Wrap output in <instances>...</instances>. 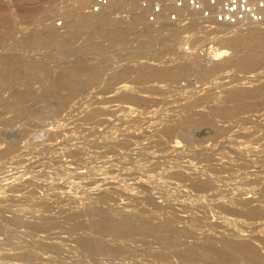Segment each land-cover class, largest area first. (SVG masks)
Returning a JSON list of instances; mask_svg holds the SVG:
<instances>
[{
    "label": "rangeland",
    "instance_id": "1",
    "mask_svg": "<svg viewBox=\"0 0 264 264\" xmlns=\"http://www.w3.org/2000/svg\"><path fill=\"white\" fill-rule=\"evenodd\" d=\"M135 2L134 10L124 5L107 13L111 24L121 28L140 15L136 29L114 43L92 30L96 49L86 40L91 29L66 16L75 0H0V264H264V139H256L258 126L252 120L264 109V24L250 30L248 24L226 28L189 8L179 14L166 6L162 14V6L152 13L161 0ZM32 36L44 48H31ZM237 36L239 44H228ZM224 49L227 54H219ZM126 66L129 79L118 81ZM156 69L168 78L130 83L138 73ZM62 75L71 77L72 84L53 88ZM145 86L151 91L142 92ZM127 94L137 99L116 100ZM167 127L174 131L166 133ZM89 205L117 218L140 212L151 234L144 235L145 225L138 220L126 245H111L109 237L100 240ZM169 220L184 230L179 237ZM77 223L81 230L73 229ZM37 224L45 230L37 231ZM205 234L214 240L243 237L255 248L254 258L251 253L223 258L218 242L214 248L219 253L193 261L174 255L182 247L204 243ZM170 237L174 244L163 249L162 240ZM86 239L122 246L128 257L119 261L112 252L83 254L77 244Z\"/></svg>",
    "mask_w": 264,
    "mask_h": 264
},
{
    "label": "bare ground",
    "instance_id": "2",
    "mask_svg": "<svg viewBox=\"0 0 264 264\" xmlns=\"http://www.w3.org/2000/svg\"><path fill=\"white\" fill-rule=\"evenodd\" d=\"M72 4V3H71ZM75 5H73L71 8H69V9H67L66 10V16L71 20V22L72 23H74V24H76V25H78V26H81V27H84L83 29H85V28H90L91 30H90V32H89V34H88V36H87V41H89L91 44H94L93 46H94V48H96V49H98V46H99V44H97V43H95L94 41H93V39H94V37H93V34H92V30H100V32H101V36L100 37H102V38H105V39H107V40H109L111 43H114V42H117V41H123V40H126L125 38H126V35L127 34H129V32H131L132 30H135L136 29V27H137V25L139 24V22L138 21H140V19H141V17H140V15H133L134 16V18L126 25V26H122V28L121 27H119L117 24H111V22H110V19H109V17H108V15H110V14H108L107 13V10L109 11L110 9L112 10L113 8L115 9V8H117V7H120V6H128L131 10H134L137 6H136V2H135V0H108V3L105 5V6H101L99 9H98V11H94L93 10V6L95 5L94 4V2L92 1V0H88V1H86V2H83V1H80V0H76L75 1V3H74ZM88 8V10L86 11V12H84V11H82L84 8ZM166 6H164L163 8H162V14L164 13V11L165 10H167V8L168 7H171V8H173L176 12H178L179 14H180V11H181V9L180 8H177V9H175V7L174 6H167V8H165ZM123 8H125V7H122L121 8V12L123 11L122 9ZM138 8H139V5H138ZM185 8H187L188 9V7L186 6V5H184V9ZM86 10V9H85ZM110 10V11H111ZM183 10V9H182ZM65 11V10H64ZM113 11V10H112ZM111 11V12H112ZM120 11V10H119ZM142 11V10H141ZM184 11V10H183ZM29 12H31L30 10H29ZM127 12V11H126ZM140 12V11H139ZM119 13V12H118ZM123 13V12H122ZM142 13V12H141ZM184 14H185V12H183ZM182 13V14H183ZM188 13V12H187ZM191 13V12H190ZM120 14V13H119ZM144 14V13H143ZM162 14H160V15H158V16H161ZM181 14V15H182ZM183 14V15H184ZM196 14V13H195ZM131 15V14H130ZM180 15V16H181ZM186 15V14H185ZM192 15V14H191ZM115 16V15H114ZM113 16V17H114ZM118 16V15H117ZM179 16V15H178ZM130 17V16H129ZM128 17V18H129ZM183 17V16H182ZM5 18V17H4ZM124 19H126V18H124ZM2 20V19H1ZM122 20V19H121ZM127 20V19H126ZM125 20V21H126ZM126 22H128V21H126ZM195 22V21H194ZM190 23V24H192V25H194V24H198V23ZM116 23V22H115ZM117 23H119L120 25H121V22L119 21V22H117ZM125 23V22H124ZM141 23V22H140ZM241 23H236L235 25H233V27H235V26H237V25H240ZM244 24H248V26L249 27H247V28H249V30L251 29V28H253V27H255V26H257V25H262V24H264V20L263 21H258V22H251V21H245V23ZM254 24V25H253ZM166 25V24H165ZM226 26H228L227 24H225ZM245 25V26H246ZM253 27H252V26ZM46 26H48V25H46ZM71 26V25H70ZM73 26V25H72ZM251 26V27H250ZM264 26V25H263ZM194 27V26H193ZM229 27H232V26H228V27H226V28H229ZM239 27V26H238ZM259 27V26H258ZM261 27V26H260ZM21 28V27H20ZM44 28V27H43ZM67 28V27H66ZM51 29V28H50ZM50 29H48V38H47V40H53L54 39V34H53V31H51ZM69 29V28H68ZM236 29V28H235ZM260 29V28H259ZM263 29V28H262ZM2 30V29H1ZM32 30V29H31ZM88 30V29H87ZM248 30V31H249ZM32 31H34V30H32ZM36 31V30H35ZM70 31H72V30H70ZM79 31H83V30H79ZM78 31V32H79ZM89 31V30H88ZM68 32V31H67ZM100 32H98V33H100ZM241 32V31H240ZM251 32V31H250ZM36 33V32H35ZM57 33V32H56ZM55 33V34H56ZM94 33V32H93ZM176 33V32H175ZM237 33H239V32H237ZM256 33H257V31H256ZM31 34V33H30ZM37 34V33H36ZM72 34H74V33H72ZM234 34V33H233ZM242 34H244V33H242ZM264 34V33H263ZM32 35V34H31ZM45 35V34H44ZM57 35V34H56ZM87 35V34H86ZM95 35V34H94ZM98 35V34H97ZM230 35V34H229ZM255 35H260V34H255ZM262 35V34H261ZM260 35V36H261ZM40 36V35H39ZM38 36V37H39ZM72 36V35H71ZM76 36L77 35H74L73 36V38L75 37L76 38ZM96 36V35H95ZM99 36V35H98ZM172 36V35H171ZM253 36V35H252ZM263 36V35H262ZM33 37V36H32ZM56 37V36H55ZM77 37H79V36H77ZM238 37V36H237ZM257 37V36H256ZM58 38V37H57ZM66 38V37H65ZM175 38V37H174ZM230 38V37H229ZM262 38V37H261ZM25 39V38H24ZM23 38H22V40H24ZM66 39H68V38H66ZM70 39H72V38H70ZM42 40V39H41ZM61 40V39H60ZM95 40V39H94ZM26 41V40H25ZM24 41V42H25ZM45 41V40H44ZM56 41V40H55ZM71 41V40H70ZM242 41V39H239V37L238 38H233V39H231L230 41H229V43L228 44H232V45H237V44H239L240 42ZM244 41V40H243ZM246 41V40H245ZM28 42H29V46L31 47V48H36V47H38V48H40L41 46H42V43H40L39 41H38V39H37V37H33V38H31V39H29L28 40ZM57 42H58V40H57ZM59 42H62V41H59ZM64 42V41H63ZM62 42V43H63ZM66 42V41H65ZM46 44V43H45ZM57 44V43H56ZM72 44V43H71ZM65 45V44H64ZM63 45V46H64ZM66 45H67V43H66ZM262 45V44H261ZM69 46V45H68ZM229 46V45H228ZM43 47V46H42ZM73 47V46H72ZM10 48V47H9ZM44 48V47H43ZM65 48H67L66 46H65ZM93 48V49H94ZM70 49V48H69ZM100 49V48H99ZM64 51V50H63ZM227 54V50H221L220 52H219V54ZM229 53V52H228ZM246 53V52H245ZM64 54V53H63ZM216 55V54H215ZM248 56V55H247ZM129 58V57H128ZM127 58V59H128ZM126 59V60H127ZM179 59V58H178ZM132 60H133V58H132ZM179 60H181V59H179ZM186 60V59H185ZM135 61V60H134ZM136 62V61H135ZM134 62V63H135ZM180 62V61H179ZM129 63V62H128ZM127 63V64H128ZM139 63V62H138ZM178 63V62H177ZM185 63V62H184ZM186 63H188V60H187V62ZM170 64V63H169ZM175 64H176V62H175ZM175 64H174V66H175ZM126 65V64H125ZM135 65V64H134ZM124 66V65H123ZM128 66H129V64H128ZM132 66V65H131ZM136 66V65H135ZM146 66V65H145ZM169 66H172V65H169ZM127 67V66H126ZM122 68V70L120 71V73H119V75H118V77H117V80L119 81H122V80H127V79H129V73L131 72V70L127 67V68ZM168 67V66H167ZM79 68H81V67H79ZM137 68H139V66L137 65ZM136 68V69H137ZM77 69H78V67H77ZM119 69H120V67H119ZM135 69V68H134ZM141 69H143V67H141ZM140 69V70H141ZM145 69V68H144ZM151 70H152V67L150 68ZM185 69V68H184ZM80 71H81V69H79ZM78 70V71H79ZM117 70V69H116ZM115 70V71H116ZM139 70V69H138ZM151 70H149V71H151ZM173 70V69H172ZM79 71V72H80ZM148 71V70H147ZM181 71V70H180ZM87 72V71H86ZM113 72V71H112ZM111 72V73H112ZM169 72V71H168ZM171 72V71H170ZM183 72V71H182ZM71 73V72H70ZM117 73V72H116ZM135 73H137V72H135ZM176 73V72H175ZM66 74V73H65ZM78 74V73H77ZM131 74V73H130ZM133 74V73H132ZM167 72L166 71H164L163 69H156V70H153V71H151V72H146V73H144V72H141V73H138L133 79H131L130 80V83H132V80L134 81V82H144V81H147V80H151V79H153V78H163V77H166L167 76ZM69 75V74H68ZM88 75V74H87ZM99 75V74H98ZM175 75V74H174ZM207 75V74H206ZM56 76H58V75H56ZM90 76H91V74H90ZM95 76H97V75H95ZM113 76H115V75H113ZM94 77V76H93ZM57 78V77H56ZM90 78V77H89ZM98 78V77H97ZM110 78V77H109ZM111 78H112V76H111ZM110 78V79H111ZM166 78H168V77H166ZM173 78V77H172ZM114 79V78H113ZM170 79V78H169ZM90 80H91V78H90ZM165 80V79H164ZM172 80H174V78L172 79ZM72 80H71V77H69V76H67V75H62V76H60L59 78H57L54 82H52V85L51 86H53V88H55V87H59V86H61L62 85V83H63V85H71L72 84V82H71ZM94 81V80H93ZM107 81V80H106ZM109 81V80H108ZM112 81V80H111ZM118 81H115V84H117L118 83ZM161 81V80H160ZM174 81H176V80H174ZM113 82V81H112ZM117 82V83H116ZM128 82V81H127ZM159 82V81H158ZM86 83V82H85ZM84 83V84H85ZM91 83V82H90ZM110 83V82H109ZM135 83V84H136ZM137 83V84H138ZM153 83V82H152ZM127 83L125 82V84L123 83V86H127V87H129L130 85H126ZM156 84V83H155ZM80 85V84H79ZM89 85V84H88ZM132 85V84H131ZM150 85V84H149ZM154 85V84H153ZM157 85V84H156ZM108 86H110V85H108ZM114 86V85H113ZM118 86H119V84H118ZM117 86V87H118ZM138 86V85H137ZM110 87H112V86H110ZM110 87L109 88H106L107 90L108 89H110ZM117 87H115V89L117 88ZM122 87V86H121ZM120 87V88H121ZM145 87H147V86H145ZM156 87V86H155ZM154 87V88H155ZM119 88V89H120ZM126 87H124V89H125ZM130 89L132 88V87H129ZM140 88V87H139ZM149 86L147 87V88H141L140 90L142 91V92H149V91H151V89L152 88H149ZM67 89H68V87H67ZM70 89V88H69ZM74 89V88H73ZM111 90V89H110ZM133 90H135V89H133ZM139 90V89H138ZM117 91H121V90H116V93H117ZM123 91V90H122ZM128 91H129V89H128ZM141 91H139L140 93H141ZM75 92V91H74ZM126 92V91H125ZM244 92H246V91H244ZM71 93V92H70ZM129 93V92H128ZM140 93H138V94H140ZM14 94H16V93H14ZM21 94H22V92H21ZM69 94V93H68ZM18 95V94H17ZM118 95H120V94H118ZM244 95V94H243ZM22 96V95H21ZM20 96V97H21ZM69 96V95H68ZM227 96H228V94H227ZM230 96V95H229ZM19 97V96H18ZM142 97V96H141ZM234 97H237V96H234V93H233V95H232V98H234ZM238 97H239V95H238ZM69 98V97H68ZM139 98V97H138ZM228 98V97H227ZM232 98H230V99H232ZM67 99V98H66ZM137 98L135 97V96H132V95H122V96H119V97H117L116 98V100H118V101H121V102H125V101H132V100H136ZM68 100V99H67ZM200 100V99H199ZM240 100V99H239ZM141 101V100H140ZM235 101V100H234ZM236 101H237V99H236ZM62 102V100L60 101V103ZM198 102V101H197ZM215 102V101H214ZM136 103V102H135ZM222 103V102H221ZM67 104V103H66ZM224 104V103H223ZM226 104H228V103H226ZM230 104V103H229ZM63 105H64V103H63ZM126 105V104H125ZM139 105V104H138ZM143 105V104H142ZM211 105V104H210ZM218 105V104H217ZM220 105V104H219ZM146 106V105H145ZM199 106H200V104H199ZM228 106V105H227ZM231 106V105H230ZM129 108V107H128ZM130 109V108H129ZM230 109V108H229ZM95 111V110H94ZM225 111V110H224ZM91 112V111H90ZM218 112V111H217ZM93 113V112H92ZM95 114V113H94ZM172 121V120H171ZM171 121H169V122H171ZM168 122V123H169ZM160 124V123H159ZM165 124V123H164ZM174 124V123H173ZM169 125H171V124H169ZM177 127V126H176ZM163 128H164V126H163ZM174 128L173 127H167V128H165V131H166V133H170V132H172V131H174L173 130ZM178 130H176L175 132H177ZM20 133V132H19ZM23 133V132H22ZM156 133V132H155ZM18 135V134H17ZM20 135V134H19ZM128 135V134H127ZM174 135V134H173ZM178 135V134H177ZM13 137H14V135H13ZM160 137V136H159ZM109 138V137H108ZM165 138V137H164ZM168 138V137H167ZM9 140H10V138H8ZM7 139V140H8ZM111 139V138H110ZM124 139V138H123ZM157 139H158V137H157ZM160 139H161V137H160ZM170 139H172V138H170ZM6 140V141H7ZM162 140V139H161ZM164 140H166V139H164ZM163 140V142L165 143V141ZM112 141V140H111ZM116 141V140H115ZM141 141V140H140ZM108 142H110V141H108ZM167 142V141H166ZM9 143V142H8ZM14 140L12 139L11 141H10V143H9V147H8V149H13L14 148ZM111 145V144H110ZM167 145V144H166ZM17 146V145H16ZM153 146V145H152ZM160 147V146H159ZM83 148V147H82ZM121 148V147H120ZM155 150V149H154ZM158 150V149H157ZM69 151V150H68ZM75 151V150H74ZM84 151V150H83ZM165 151V150H164ZM76 152H78V151H76ZM82 152V151H81ZM159 152H161V151H159ZM73 153V152H72ZM78 154V153H77ZM82 155V154H81ZM74 156V155H73ZM78 156H80V155H78ZM74 157H76V156H74ZM242 157H244V156H242ZM245 159V158H244ZM243 159V160H244ZM211 160V159H210ZM246 160V159H245ZM244 160V161H245ZM244 161H241L242 163H244ZM240 162V161H239ZM214 163V162H213ZM246 163V162H245ZM206 164V163H205ZM211 164V163H210ZM240 164V163H239ZM209 165V164H208ZM208 165H207V167H208ZM233 165V164H232ZM238 165V164H237ZM246 165H247V163H246ZM211 166V165H210ZM230 166H231V164H230ZM206 167V168H207ZM217 167V166H216ZM223 167H225V165H223ZM227 167V166H226ZM239 167V166H238ZM221 168V167H220ZM220 168L218 169V170H220ZM232 168H234V167H232ZM237 170V169H236ZM178 175L179 174H175V176H177L178 177ZM193 180V179H192ZM211 180V179H210ZM195 182V181H194ZM212 182V181H211ZM213 184V183H212ZM196 187V186H195ZM57 188V187H56ZM32 189H34V188H32ZM192 189H194V188H192ZM30 190V189H29ZM29 190H28V193L27 194H29ZM35 190V189H34ZM39 190V189H38ZM33 191V190H32ZM35 191H37V190H35ZM34 191V192H35ZM33 193V192H32ZM126 193V192H125ZM37 194V193H36ZM55 194V193H54ZM132 194H134L133 192H132ZM138 194L139 193H137V197H139L138 196ZM150 194V193H149ZM29 195H31V194H29ZM96 195V194H95ZM139 195H141V194H139ZM147 195V194H146ZM236 195V194H235ZM238 195V194H237ZM241 195V194H240ZM33 196V195H32ZM89 196H91V195H89ZM92 196H93V194H92ZM110 196H112V195H110ZM114 196V195H113ZM145 196V195H144ZM21 197V196H20ZM28 197V196H27ZM30 197V196H29ZM98 200H100L101 201V203H103L102 201H103V198L101 197V195L100 194H98ZM134 197H135V195H134ZM133 197V198H134ZM149 197V196H148ZM153 197V196H152ZM240 197V196H239ZM34 198V197H33ZM36 198V197H35ZM34 198V199H35ZM92 198V197H91ZM141 198V197H140ZM143 198V197H142ZM141 198V199H142ZM146 198V197H145ZM150 198H151V196H150ZM153 198H156V197H153ZM241 198V197H240ZM26 199V198H25ZM28 199V198H27ZM64 199H66V198H64ZM93 199V198H92ZM95 199H97V198H95ZM135 199V198H134ZM147 199V198H146ZM152 199V198H151ZM223 199V198H222ZM227 199V198H226ZM33 200V199H32ZM60 200H62V198L60 199ZM131 199H129V201H130ZM133 200V199H132ZM136 200H138V199H136ZM148 200H149V198H148ZM241 200V199H240ZM31 201V200H30ZM147 200H145V202H146ZM231 201V200H230ZM229 201V202H230ZM245 201V200H244ZM33 202V201H32ZM42 202H44V201H42ZM66 202H68V200L66 201ZM92 202V201H91ZM99 202V201H98ZM131 202V201H130ZM129 202V203H130ZM136 202V201H135ZM148 202V201H147ZM152 202V200L150 201V202H148L149 204ZM155 202V201H154ZM170 202V201H169ZM221 202V201H220ZM228 202V203H229ZM235 202H237V201H235ZM37 203V202H36ZM39 203V202H38ZM69 203V202H68ZM133 203V202H132ZM132 203H130V204H132ZM153 203V202H152ZM152 203H151V205H152ZM224 203V202H223ZM227 203V204H228ZM234 203V202H233ZM240 203V202H239ZM244 203V202H243ZM26 204V203H25ZM24 204V205H25ZM30 204V203H29ZM28 204V205H29ZM35 204V203H34ZM41 204V206L43 205V203H40ZM44 204H46V203H44ZM66 204V203H65ZM93 204H95L94 202H93ZM98 204V203H97ZM127 204H128V202H127ZM135 204V203H134ZM134 204H132V205H134ZM146 205H147V203H145ZM214 204H216V203H214ZM225 204V203H224ZM245 204H246V202H245ZM253 204H255V203H253ZM37 205V204H36ZM70 205V204H69ZM91 206H92V204H90ZM90 205H89V207H90ZM229 205V204H228ZM230 205H231V203H230ZM235 206H236V203L234 204ZM233 205V206H234ZM241 205V204H240ZM247 205V204H246ZM250 205H252V203L250 204ZM35 206V205H34ZM43 206H45V205H43ZM99 206V205H98ZM155 206V205H154ZM167 206H169V205H167ZM214 206V205H213ZM220 206V205H219ZM249 206V205H248ZM25 207V206H24ZM65 207V206H64ZM69 207V206H68ZM67 207V208H68ZM128 207H130V206H128ZM153 207V206H152ZM160 207V206H159ZM163 207H165V206H163ZM185 207V206H184ZM201 207V206H200ZM208 207V206H207ZM230 207V206H229ZM232 207V206H231ZM245 207V206H244ZM253 207V206H252ZM256 207V206H255ZM254 207V208H255ZM260 207V206H259ZM67 208L65 209L66 211H67ZM139 208V207H138ZM141 208H143V207H141ZM140 208V209H141ZM182 208V207H181ZM203 208V207H202ZM201 208V209H202ZM234 208V207H233ZM241 208V207H240ZM245 208H247V207H245ZM249 208H251L250 206H249ZM256 208H258V207H256ZM261 208V207H260ZM71 209V208H70ZM132 209H134V208H132ZM155 209H156V207H155ZM155 209L153 210L154 212H156L155 211ZM170 209V208H169ZM199 209V208H198ZM205 209V208H204ZM208 209H209V207H208ZM231 209V208H230ZM238 209V208H237ZM243 209V208H242ZM259 209V208H258ZM64 210V209H63ZM150 210V209H149ZM156 210H158V209H156ZM168 210V209H167ZM184 210H185V208H184ZM220 210V209H219ZM90 211H91V213H92V224H93V226L96 228L95 229V231H97V233H98V235H99V239L101 240V238H105V237H109L110 239L109 240H111L110 242L112 243L111 245H113V244H115V242H117V241H119L122 245L123 244H125V243H127V241L129 240V237H130V234L131 233H133V231L135 230V228H137V225H136V221H140L141 222V225L142 224H144L145 225V227H144V231H145V233H144V235L146 234V236H148L147 234H151V229H150V226L148 225L149 224V222H148V220H146V216H143V214H141L140 212H138V213H136V214H129V215H127L126 217H113V216H110V215H108L107 213H105L102 209H100V207H97V206H93V207H90ZM135 211V209L133 210V212ZM137 211V210H136ZM141 211V210H140ZM229 211H232V210H229ZM245 211V210H244ZM243 211V212H244ZM248 211H250V210H248ZM63 212V211H62ZM161 212V211H160ZM163 212V211H162ZM165 212V211H164ZM171 212H172V210H171ZM175 212V211H174ZM179 212V211H178ZM198 212H200V211H198ZM212 212V211H211ZM210 212V213H211ZM223 212V211H222ZM224 212H227V211H224ZM67 213V212H66ZM170 213V212H169ZM203 213V212H202ZM219 213V212H218ZM262 213V212H261ZM65 214V213H64ZM70 214V213H69ZM149 214V213H148ZM236 214V216H238V217H240L237 213H235ZM66 215V214H65ZM114 215V214H113ZM145 215V214H144ZM168 215V214H167ZM201 215V214H200ZM254 215V214H253ZM47 216V215H46ZM61 216V215H60ZM64 216V215H63ZM63 216H62V218H63ZM72 215L70 214L69 216H68V218H69V220L71 219L70 217H71ZM205 216V215H204ZM207 217L209 216V215H206ZM145 217V218H144ZM177 217V216H176ZM203 217V216H202ZM206 217V218H207ZM233 217V216H232ZM243 217V216H242ZM28 218V217H27ZM175 218V217H174ZM179 218V217H178ZM201 218V217H200ZM233 218H235V217H233ZM244 218V217H243ZM35 219V218H34ZM49 219V218H48ZM51 219H53V218H51ZM57 219V218H56ZM148 219V218H147ZM167 219V218H166ZM169 219V218H168ZM168 219H167V221H168ZM171 219V218H170ZM194 219V218H193ZM203 219V218H202ZM236 219V218H235ZM240 219H241V217H240ZM246 219V218H245ZM244 219V220H245ZM254 219V218H253ZM261 219V218H260ZM33 220V219H32ZM62 220V219H61ZM72 220V219H71ZM76 220V219H75ZM75 220H73V221H75ZM78 221V220H77ZM80 221V220H79ZM171 221H172V219H171ZM194 221V220H193ZM248 221V220H247ZM251 221V220H250ZM31 222V221H30ZM39 222V221H38ZM42 222V221H41ZM45 222V221H44ZM47 222V221H46ZM63 222H64V220H63ZM62 222V223H63ZM68 222H70V221H68ZM76 222V221H75ZM169 222H170V220H169ZM168 222V223H169ZM203 222H205L204 221V219H203ZM49 223V222H48ZM67 223V222H66ZM72 223V222H71ZM70 223V224H71ZM74 223V222H73ZM167 223V224H168ZM173 223V222H172ZM176 223V222H175ZM190 223V222H189ZM32 224V223H31ZM50 224V223H49ZM60 224H61V222H60ZM65 224V223H64ZM178 224H180V223H178ZM178 224H176V225H178ZM198 224V223H197ZM72 225V224H71ZM74 225V224H73ZM143 225V226H144ZM169 225V224H168ZM175 225V224H174ZM174 225L172 226L171 225V222H170V226H172V229L174 230V232H175V234L177 235L178 233H183L184 232V230L183 229H179L178 227V229H176V226L174 227ZM181 225V224H180ZM199 225H201V224H199ZM223 225H225V224H223ZM29 226H31V225H29ZM80 224H76V225H74L73 227V229H77V230H81V229H78V228H80ZM189 227L191 226V225H188ZM194 226V225H193ZM205 226V225H204ZM233 226V225H232ZM234 226H235V224H234ZM234 226L232 227V229L234 228ZM36 228V230L37 231H41L42 232V230L46 227L45 225H43V224H37V226H35ZM63 227V226H62ZM82 227H83V225H82ZM185 227H187V226H185ZM236 227V226H235ZM50 228V227H49ZM181 228V227H180ZM188 228V227H187ZM205 228V227H204ZM238 228V227H237ZM236 228V229H237ZM33 228H31V230H32ZM72 229V227L70 228V230ZM171 229V228H170ZM188 229H190V228H188ZM192 229H193V227H192ZM198 229V228H197ZM207 229V228H206ZM206 229H204V230H206ZM231 229V230H232ZM45 230V229H44ZM55 230V229H54ZM76 230V231H77ZM155 230V229H154ZM208 230V229H207ZM222 230V229H221ZM37 231H36V233H37ZM73 231V230H72ZM186 231V230H185ZM190 231V230H189ZM209 231H210V229H209ZM236 231V230H235ZM40 232V233H41ZM79 232V231H78ZM172 232V231H171ZM193 232V231H192ZM195 232V231H194ZM211 232H212V230H211ZM234 232V231H233ZM30 233H32V231L30 232ZM45 233H47V232H45ZM49 233H51V231L49 232ZM48 233V234H49ZM95 233V232H94ZM96 233V234H97ZM205 233V232H204ZM33 234H34V232H33ZM38 234V233H37ZM52 234V233H51ZM185 234V233H184ZM187 234V233H186ZM209 234H210V232H209ZM215 234V233H214ZM213 234V235H214ZM39 235V234H38ZM37 235V236H38ZM42 235V234H41ZM45 234L43 233V236H44ZM53 235H54V233H53ZM190 235V234H189ZM205 235H207V237L208 236H212V234L211 235H208V234H205ZM232 235H234V234H232ZM35 236V235H34ZM49 235H46V237H48ZM178 236V235H177ZM176 236V237H177ZM215 236V235H214ZM218 236V235H217ZM227 236V235H226ZM236 236H237V233H236ZM250 236V235H249ZM251 236H252V234H251ZM50 237V236H49ZM179 237V236H178ZM188 237V236H187ZM192 237V236H191ZM206 237V238H207ZM225 237V236H224ZM235 237V236H234ZM238 237H240L239 235H238ZM255 237V236H254ZM35 238V237H34ZM51 238V237H50ZM54 238H55V236H54ZM131 238V237H130ZM153 238H155V237H153ZM156 238H158V237H156ZM186 238V237H185ZM184 238V239H185ZM220 238V237H219ZM252 237H250V239H251ZM38 237H37V241H38ZM42 239H45V238H42ZM46 239H48V238H46ZM108 239V238H107ZM106 239V240H107ZM170 239H171V237H170ZM183 239V240H184ZM245 239H246V237H245ZM34 240V239H33ZM35 240H36V238H35ZM51 240V239H50ZM95 240V239H94ZM100 240H98V241H95V242H93V241H91L90 239H86V240H84V241H82V242H80L79 244H77L76 246H77V250H79L80 252H82L83 254L84 253H104V252H112L113 253V255H114V257L116 258V259H118L119 261L120 260H125V258L126 257H128V255H126V256H124L123 255V253L126 251H124V248L122 247V246H116L115 245V247L114 246H109V247H106V245H102L101 244V242H100ZM150 240H151V238H150ZM149 240V241H150ZM155 240V239H154ZM158 240V239H157ZM175 240V239H174ZM248 240V239H247ZM254 240V239H253ZM102 241H104V240H102ZM148 241V240H147ZM152 241V240H151ZM161 241V240H160ZM178 241V240H177ZM185 241V240H184ZM191 241H192V239H191ZM263 241V240H262ZM39 242V241H38ZM106 242V241H105ZM118 242V243H119ZM159 242V241H158ZM174 242L175 241H173L172 239L171 240H162V246H163V249L165 248V247H167V248H170V246L171 245H173L174 244ZM216 242H218V243H220V246H219V250L218 251H220V253L219 252H217V250L214 248V243L216 244ZM30 243V242H29ZM44 243H45V241H44ZM107 243V242H106ZM128 243H130V242H128ZM156 243V242H155ZM180 243V242H179ZM186 243V242H185ZM184 243V244H185ZM191 242H189V244H190ZM217 243V244H218ZM254 243V242H253ZM31 244V243H30ZM59 244V243H58ZM61 244V243H60ZM101 244V245H100ZM110 244V243H109ZM154 244V243H153ZM251 244V243H250ZM250 244L247 242V241H245V240H243V237H242V240L241 239H237V238H221V239H217V240H214L213 238H207L205 241H204V243H202L201 245H197V244H194L193 243V245H189V246H186V247H182V249H179V250H177V248H176V250H177V253L176 254H174V255H177L178 256V258L180 259V260H187V261H193L195 258H198V257H202V256H205V255H212V253H219V254H221V252L222 253H224L225 254V256L223 257V258H228V259H232L231 257H228L230 254H233V253H237V254H241V253H251L253 256V258H254V254H255V248L254 247H252V246H250ZM43 244H41V246H42ZM55 245H57V243L55 244ZM126 245V244H125ZM261 245V244H260ZM23 246V245H22ZM27 246V245H26ZM53 247H58V246H54V245H52ZM156 246V245H155ZM159 246H161V245H159ZM185 246V245H184ZM264 246V245H263ZM16 247V246H15ZM125 247V246H124ZM127 247V246H126ZM258 247H260V246H258ZM173 248V247H172ZM17 249V248H16ZM15 249V250H16ZM128 249V248H127ZM161 249H162V247H161ZM25 250V249H24ZM51 250V249H50ZM57 250V249H56ZM157 250V249H156ZM171 250V249H170ZM158 251H160V250H158ZM15 252V251H14ZM14 252H12V253H14ZM18 252H19V250H18ZM21 252V251H20ZM163 252V251H162ZM51 253V252H50ZM128 253H130V252H128ZM161 253V252H160ZM257 254H260L259 252H256ZM16 254H17V252H16ZM236 254V255H237ZM256 254V255H257ZM26 255V254H25ZM173 255V256H174ZM10 256V255H9ZM163 256V255H162ZM249 256V255H248ZM261 256V255H260ZM11 257V256H10ZM14 257H16V256H14ZM20 257V256H19ZM28 257V256H27ZM32 257V256H31ZM121 257H123L122 259H120ZM217 257H218V255H217ZM236 258H237V256H235ZM264 257V256H263ZM21 258V257H20ZM19 258V259H20ZM30 258V257H29ZM46 258V257H45ZM177 258V257H176ZM10 259V258H9ZM34 259H36V258H34ZM216 259V258H215ZM219 259V258H218ZM241 260V259H240ZM28 261V260H27ZM186 261V262H187ZM241 261H243V260H241ZM247 261V260H246ZM260 261V260H259ZM19 262V261H18ZM21 262V261H20ZM23 262V261H22ZM26 262V261H25ZM11 263V262H10ZM32 263H35V262H33L32 261ZM169 263V262H168ZM178 263H179V261H178ZM183 263V262H182ZM220 263V262H219ZM218 263V264H219ZM15 264H17V263H15ZM25 264V263H24ZM26 264H27V262H26ZM31 264V263H30ZM37 264V263H36ZM39 264V263H38ZM41 264V263H40ZM181 264V263H180ZM184 264H186L185 262H184ZM230 264H232V263H230ZM255 264V263H254Z\"/></svg>",
    "mask_w": 264,
    "mask_h": 264
},
{
    "label": "built area",
    "instance_id": "3",
    "mask_svg": "<svg viewBox=\"0 0 264 264\" xmlns=\"http://www.w3.org/2000/svg\"><path fill=\"white\" fill-rule=\"evenodd\" d=\"M76 1V0H75ZM86 2L88 0H80ZM93 10L98 11L108 0H92ZM149 1V0H147ZM162 4L152 6V13L161 11L162 6L184 8L186 5L192 13H196L202 20H212L216 23L234 25L244 24L245 21L258 22L264 20V0H161ZM154 15V14H153ZM171 19H176L171 15ZM258 128L256 139H264V109L252 116Z\"/></svg>",
    "mask_w": 264,
    "mask_h": 264
}]
</instances>
